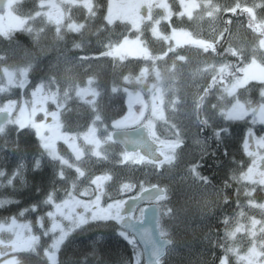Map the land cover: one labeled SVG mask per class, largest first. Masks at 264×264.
I'll list each match as a JSON object with an SVG mask.
<instances>
[{"label": "flooded vegetation", "instance_id": "1", "mask_svg": "<svg viewBox=\"0 0 264 264\" xmlns=\"http://www.w3.org/2000/svg\"><path fill=\"white\" fill-rule=\"evenodd\" d=\"M98 1L106 3L108 12L109 0H5L4 8L0 9V114L8 113L10 115V121L2 127L0 136L6 132L20 130L19 128L30 132L37 140V150L33 152L36 156L34 159L36 166L45 160L46 151L55 154L53 158L55 160L51 159L48 163L60 168L57 170L59 181L72 183L63 194L67 198L71 194L68 198L71 202H67L68 207L64 212L73 214L67 218L69 221L64 220L65 224L75 223L79 229L108 226L125 233L121 226V220L124 217L121 216L120 207L123 204L121 202H124L128 196L119 202L117 198L110 195L109 183L113 178V173L107 165L102 167L100 162L92 169L91 162L87 158H83L84 163L82 164L85 166L81 169L83 173L80 172L83 181L80 180L78 184L72 181L76 178V174H79L77 170L79 165L76 164L78 163V154H82L86 148H94L99 152L102 149H107L105 153L106 159L109 161L107 163L109 166L112 164L115 169L120 165L141 168L145 159L139 154L127 153L119 147L113 141V133L134 130L143 126L150 130L152 140L164 147L161 152L165 161L161 165L154 166L157 172H161L165 165L173 168L182 162L185 169L191 172L192 177L197 179L202 187L205 185L206 189L213 188L216 192H221V188L215 182H231L233 184L229 190H233L232 196L234 195V180L249 178L264 195V111L259 108L264 104V98L261 99L264 84L258 83L257 94L258 96L262 94L260 99L257 98L255 101L240 99L239 91L256 82H250L247 85L242 83L243 79L241 78L244 77L242 68L246 65L239 67V62H234L236 54L231 53V56L229 52H223L224 48L220 44V38L223 35H221L222 28L219 24H215L217 33L212 35L214 37L208 38L201 35L202 37H199L203 39H200L196 35L193 36L197 39V43L206 42L203 46L196 44L197 47H193V45L189 47V49L193 47L199 50V57L205 59L203 63L199 64L200 70L199 73H196V79L190 77V70H188V76L179 78V81L174 70L172 73L168 72V76L166 72H162L163 68L171 69L172 65L180 63L179 60L174 59V53L177 50H185L186 46L175 49L168 46L164 50H160L158 47L156 49L155 45L149 44L151 51H147L141 46L144 54L120 60L118 63L122 66L128 61H133L140 67L136 72H131L128 66L120 67L124 70L121 82L116 83L114 87H116L115 90L123 91L125 95L126 91L128 92L125 97L126 110L123 115L110 121L100 117L99 109L101 98H107V96L98 93L99 91H93L90 87V89L81 88L77 92L80 82L74 77V73L70 75L64 72L59 73V76L51 74L50 78L44 79L43 77L39 79V76L35 78L36 81L31 78L34 68L31 63L22 60L20 64H14L13 60L4 56V52L18 43L20 38L31 39L41 46L48 42H62L69 34H78L86 27V23L94 18ZM127 2V5H130L128 16L134 18L133 23L138 16L144 22L151 21L149 5L143 3L134 9L132 0H126ZM54 6L55 12H51ZM138 13L139 15H137ZM215 16L216 14L212 17L216 18ZM178 18L190 20L191 17L178 16L176 12V15H172L165 22L167 34L172 32L170 27L176 29L172 21ZM219 19H221L220 14L216 21ZM43 22H48L50 26L46 27ZM230 31L226 38L230 37ZM130 32V36H132L131 29ZM166 32L162 33L166 34ZM260 33L263 35V41L260 40L259 45L264 53V27ZM71 57L76 62L71 59L69 62L66 60V64L73 61L77 70L82 69L79 59L87 64L91 60L90 57L84 56H79L77 59L74 54H71ZM252 61L253 59L250 62ZM254 61L264 66V58ZM160 63L167 66L163 67ZM6 65L9 67L4 72ZM151 67L154 70L151 72L153 74L152 83L143 88L141 80L149 79ZM155 70L164 76V80L170 79V81H166L164 87L160 85L159 90L155 88L159 84L153 85L154 87L150 89V85L157 82ZM11 71H15V74ZM144 71L146 76L142 74ZM90 76L88 74L84 78L85 81ZM63 81L70 82V86L65 83L67 85L65 92H61L63 89L58 88ZM133 85L136 86V89L130 88ZM46 86H54V88L46 90ZM38 87H42L43 93L36 92ZM97 89H100V86ZM54 91L57 93L55 94ZM60 101L72 104L63 109L58 104ZM16 102L19 103L18 107H16ZM236 106L242 108L241 112L234 111ZM250 106H255L257 109L251 111ZM74 109L76 111L82 109L81 112H87L89 116L83 125L69 127L68 115L73 113ZM74 114L77 118L80 117L78 113ZM17 117H24L23 127L14 126ZM236 129H242L240 137L239 130L238 135H234ZM234 138L240 144V155L234 154V147L237 148ZM116 152L120 159H117ZM131 160H135V162L130 163ZM138 161L140 163H137ZM21 171H23L21 168L16 169L17 176L25 175V173L21 174ZM87 171L88 174H86ZM85 180L88 181L87 184L84 183ZM73 185L77 186L73 187ZM131 195L133 193L129 196ZM227 195V193H225V197L223 194L221 195L222 204L234 203V200L231 201ZM170 198L167 194L156 201L160 207V230L165 219L173 214L172 210L163 206ZM65 201L66 199H59L57 203ZM146 206L145 204L138 208L132 217L135 220H141ZM53 208H55L54 205ZM139 213L141 215L138 217ZM37 218L40 219L39 216ZM64 222L53 219L48 224L50 228L56 229L61 226V233L64 229L62 226ZM21 223L34 229L32 221L24 220ZM6 224L7 222H0V228ZM58 224L60 225L58 226ZM43 225H45L44 222L40 225L35 223V227L41 230H43ZM2 234L3 231L0 232V264L10 263L12 256H16L17 259L10 264H21V258L30 252V246L34 242L31 239H24L20 243L13 241V234L10 238L2 236ZM162 235L169 239L163 233ZM65 244L66 241L54 242L50 249L55 250V253L51 255V258L48 257V254H43L45 259L42 258L43 264H65L62 255ZM8 248L14 249L7 251ZM49 259H52V262Z\"/></svg>", "mask_w": 264, "mask_h": 264}, {"label": "trees", "instance_id": "2", "mask_svg": "<svg viewBox=\"0 0 264 264\" xmlns=\"http://www.w3.org/2000/svg\"><path fill=\"white\" fill-rule=\"evenodd\" d=\"M213 1H220L216 8L221 12V19L218 22L222 28L223 36L220 38V44L224 48L223 52L236 54L234 62L238 61L239 67L252 59H263L264 53L259 42L263 41L260 31L264 27V0H251L250 5L243 8L238 6L237 0ZM94 13V18L86 23L82 31L65 36L62 42H48L39 46L40 44L31 39L20 38L18 43L4 52V56H8L14 64H20L22 60L31 63L34 66L31 76L33 80L39 76L41 77L39 79L42 77L44 79L50 78L51 74L59 76V73L66 72L70 75L74 73V77L80 82L78 84L80 87L88 74L94 75L100 83L103 96H107L101 98L100 117L110 121L123 115L126 110L125 93L119 89L115 90L114 87L116 83L121 82L124 70L120 67L128 66L131 72H136L140 65L128 61L122 66L115 60L103 58L124 38L131 35L130 26L123 22L109 24L106 20L105 2L98 1ZM172 24L175 28L188 29L195 37L198 24L195 22L192 24L191 18L179 21L174 19ZM229 31L230 37L226 38ZM189 47L190 45L186 46L185 50H177L174 53V59L180 62L175 63L176 66L173 65L178 81L179 78L188 76V70L191 71L190 77L196 79V73L200 70L199 64L205 61L199 57V50L193 48L197 47L196 45L190 49ZM71 54L77 59L79 56L90 57V63L87 64L79 59L82 69L77 70L73 61L66 64V60L68 62L74 60ZM160 65L164 67L165 64L160 63ZM152 71L154 70L151 67L150 77L145 80L143 88L152 83ZM69 84L70 82L68 86ZM258 85L252 83L239 91L240 99L255 101L259 98L262 94L259 96L257 94ZM62 86L64 88L67 86L64 81ZM62 86L58 87L64 89ZM130 88L136 89V86ZM244 93L246 94L242 95ZM81 111L83 110L74 109L73 113L68 115L69 127L81 126L85 123L89 115ZM74 113H78L80 117L77 118ZM238 130H234L235 136L238 135ZM241 132L242 129L239 130V137ZM36 142L30 132L23 130L6 132L0 136V222L18 217L21 211L30 212L43 208L50 197H53L54 202L67 199L63 194L72 183L59 181L58 168L45 160L42 164L35 165L36 156L33 152L37 150ZM234 142H236L235 138ZM236 144L234 154L240 155V144L237 142ZM21 165H24L22 172L25 175L20 177L15 171ZM107 166L115 177L113 183L112 181L109 183L110 195L114 198L122 199L129 195L127 193L124 196V192H121L126 184H133L140 189L132 192L135 194L155 184L164 187L171 197L165 206L172 210L173 214L162 223L161 231L172 243L166 258L160 264H223L224 257L233 255V248L241 254L251 246V241L243 239L240 232L234 231V235H237L234 246L228 239L233 223L235 230L237 220L242 213H245L247 206L245 192L238 180H234V195L231 196L233 190L229 189L233 183L215 182L222 193L216 192L213 188L206 189L205 185L202 187L198 180L192 177L191 172L185 169L182 162L173 168L165 166L161 172H157L153 165L145 162L141 168L120 165L115 169L112 164ZM225 193L231 201L234 200V203L222 204L221 195L225 197ZM74 232L62 250L65 264H144L143 258L140 261L136 258L140 254L142 256L139 245L131 236L124 237L117 229L94 226ZM42 255L40 250L31 251L21 258V264H43Z\"/></svg>", "mask_w": 264, "mask_h": 264}, {"label": "rangeland", "instance_id": "3", "mask_svg": "<svg viewBox=\"0 0 264 264\" xmlns=\"http://www.w3.org/2000/svg\"><path fill=\"white\" fill-rule=\"evenodd\" d=\"M238 1V6L246 7V5H250L251 0H237ZM132 8H137L141 4H147L149 5L150 13H151V21L149 22H144L143 19L136 17L135 22L133 23L132 20L134 18H129L130 11L128 10V7L130 5H127L128 2L126 3V0H120V1H114V0H109L108 3V12H107V17L106 20L109 24H114L115 22H124L126 24L131 25V31H132V36H129L123 40V42L118 45L116 48H114L110 53L106 54L105 57H110L109 59H113L117 62L120 60H126L124 58L128 57H134L138 56L141 54H144V51L142 52V47L147 50L151 51L150 45L153 44L155 45L156 49L157 47L160 50H164L166 47L169 45H172L174 47H183L187 45H196L197 44V39L194 38L191 33L188 30L185 29H172L173 27H170V30L172 32L170 34H167L165 27L167 24V20H169L172 15H176V12L178 16H186V17H191L192 19V24L195 22L198 24L197 30L195 31L196 36H207L209 37H214L212 35H215L217 33V27L215 24H219L218 19L219 14L221 13L217 8L218 2H214L213 0H169L168 2L165 0H132ZM223 2V1H222ZM223 3H226L224 1ZM240 3V4H239ZM49 4V3H48ZM236 4V5H237ZM52 5V4H51ZM232 8V7H231ZM51 12H55V6L51 9ZM216 14V18H213ZM139 15V13L137 14ZM194 17V18H193ZM180 19L178 18L177 21ZM46 27H49L48 22H43ZM166 32V34H163L162 32ZM211 35V36H210ZM201 36V37H202ZM199 37L200 39H203ZM204 45L206 42H203ZM203 43L199 44L200 46H203ZM150 44V45H149ZM141 47V48H140ZM264 47V46H263ZM156 58V56H155ZM246 66L242 68V76L243 82L245 85H247L250 82H256V83H262L264 84V66L258 62H255L254 60L252 62H249L245 64ZM167 66V65H165ZM9 67L6 65L4 72L6 71V68ZM171 69H166L163 68L162 72H166L168 76V72L172 73V71L175 69L174 66L172 65L170 67ZM14 73L15 71H11ZM156 72V78L157 82L153 83L150 85V89H152L154 86L155 88L160 89V85L164 87L166 85V81L170 79H163L164 76H161L159 72ZM15 74V73H14ZM143 75L146 76V72L144 71L142 73ZM144 76V78H145ZM166 77V75H165ZM143 84H145V80H141ZM68 84V82H65ZM88 83V84H87ZM240 85L244 86V84L239 83ZM154 85V86H153ZM62 86V85H60ZM100 86L99 81L94 79V76H90L86 81L84 79L82 86H78L77 92L79 89H93V91H99L98 93H102L100 89H97ZM235 86L240 87L239 85L235 84ZM47 87V86H46ZM64 88V86H62ZM90 87V88H89ZM53 89L54 86L47 87ZM59 88V87H58ZM66 88V87H65ZM65 88L61 90V92H65ZM70 89V88H69ZM264 91V88H263ZM36 92L43 93L42 87H38L36 89ZM56 94L57 92L54 91ZM128 92L126 91V95ZM264 98V92L261 97L263 100ZM260 99V98H259ZM54 102V101H53ZM73 102V101H72ZM55 103V102H54ZM22 103L20 102V105ZM61 108L65 109L68 107L71 102L67 101H60L58 103ZM252 105V104H251ZM19 106V103L16 102V107ZM33 109V106L31 107ZM260 109H263L264 111V104L263 106L259 107ZM251 111L254 109H257V107H251ZM242 108L240 106H236L234 108L235 112H241ZM241 114V113H238ZM25 123L24 117H17L15 119V127H23ZM22 129V128H19ZM106 150L107 149H102L100 152L98 150H95L94 148H86L84 149V152L82 154H78L77 160L79 168L77 169L79 171V174H76V178L73 179L72 182L75 184L80 183V180L83 181V178L81 176L82 168L83 166L82 161L83 158H87L88 161L91 162L92 169H94L97 164L100 162V166L105 167V165H109L107 162L108 159H106ZM117 155V154H116ZM55 157V154L52 152L46 151V162H50L51 159ZM105 158V159H104ZM117 159H120L119 156ZM104 162H103V161ZM135 162V160H131L130 163ZM145 161H143L144 163ZM56 163V162H55ZM54 163V164H55ZM137 163H140L138 161ZM142 163V162H141ZM142 163V165H143ZM104 164V165H103ZM56 168L60 169L56 165ZM166 166V165H165ZM163 166V168L165 167ZM90 170V169H89ZM172 171V170H171ZM81 172V173H80ZM89 172L87 171L86 174ZM113 177V176H112ZM115 179V177H113ZM111 178L112 182L114 179ZM240 183V186L242 187L243 191L245 192V197L247 200V206L245 207L246 211L245 213L241 214V217H239V220H237L238 223H236V227L234 230V223H233V229H231V234L228 233V239L232 245L234 246V241L237 239L234 233H242L241 237L243 239H249L251 241V245L248 248V250L244 253L239 254L240 252H236L233 248L232 254L234 255L235 251V257L228 256L224 257L222 260L223 264H264V195L262 194V191L259 189L257 185H254L252 180L249 178H243L241 180H238ZM85 184L88 183V181H84ZM77 186V185H73ZM153 186H156L155 184ZM152 187V186H150ZM144 187H141L143 189ZM139 188L136 187L133 184H126L121 192L123 191L124 194L127 195V193L130 195L133 191L138 190ZM263 189V188H262ZM140 190V189H139ZM78 193V192H76ZM255 194V195H254ZM71 195V194H70ZM68 196V198L70 197ZM128 195V196H129ZM66 199L65 202L62 203H57V204H52L54 203L53 197H50L48 200V204L43 206V208H39L38 210H43L44 212L47 211V213L42 214V213H36L38 210H30L28 211H21L18 217L9 219L5 222H7L6 226H2L0 228V232L3 231L2 236H5L7 238H10L13 234V241H18V242H23V240H29L31 239L34 244L30 246V251L34 250H40L42 251L43 254H48V257L51 258V255L55 253V250L52 248L50 249L51 245H54V242H68V239H70V235L75 231L79 232L82 231L85 228H78L77 224H69L66 225L64 220H68L67 218L72 216V212L66 214L65 208L67 206V202H71V200ZM124 199V198H122ZM121 198H118L119 202L122 200ZM166 201V200H165ZM9 202V201H8ZM263 202V203H262ZM123 203V202H121ZM166 203V202H165ZM165 203L163 204L164 207ZM52 205L55 206V208L52 207ZM52 207V208H51ZM141 213H139L137 216L139 217ZM40 217L38 219L37 217ZM57 220L59 219L62 223L64 222L63 226V232L60 233V227L50 228L48 222L51 220ZM13 220V221H12ZM32 221L34 225V229H30V226L24 225L21 223L22 221ZM69 221V220H68ZM42 222L45 223L43 225V230L38 229L35 227V223L40 225ZM234 222V221H233ZM60 224H58L59 226ZM59 230V231H57ZM235 231V232H234ZM59 232V233H58ZM74 232V233H75ZM166 238V237H165ZM242 239V241H243ZM237 249V248H236ZM18 254V253H17ZM138 261L142 259L141 254L136 257ZM16 256L11 257V262L16 261ZM50 262H52V259H49ZM7 263V264H10Z\"/></svg>", "mask_w": 264, "mask_h": 264}, {"label": "water", "instance_id": "4", "mask_svg": "<svg viewBox=\"0 0 264 264\" xmlns=\"http://www.w3.org/2000/svg\"><path fill=\"white\" fill-rule=\"evenodd\" d=\"M4 3L5 0H0V9L4 8ZM9 119L7 113L0 114V130ZM113 140L127 153L139 154L154 165H160L164 161V156L159 153L163 147L153 142L150 130L145 126L135 130L116 131L113 134ZM165 195L164 188L152 186L137 196L128 198L120 207L121 216L124 217L121 220V226L138 242L145 264H159L167 256L171 246L170 240L161 235L160 208L156 203ZM146 203L148 206L143 210L142 219L134 220L131 217L132 214Z\"/></svg>", "mask_w": 264, "mask_h": 264}, {"label": "bare ground", "instance_id": "5", "mask_svg": "<svg viewBox=\"0 0 264 264\" xmlns=\"http://www.w3.org/2000/svg\"><path fill=\"white\" fill-rule=\"evenodd\" d=\"M123 23H124V22H123ZM128 25H129V24H128ZM129 26H130V25H129ZM130 29H131V28H130ZM197 44H201V42H199V43H197ZM203 45H204V44H203ZM169 46H171V47L174 48V49H175V48H178V47H174V46H172V45H169ZM116 47H117V46H116ZM116 47H115V48H116ZM111 51H112V50H111ZM111 51H110V52H111ZM110 52H108V53H110ZM105 56H106V55H104L103 58H108V57H105ZM109 58H110V57H109ZM94 79H96L95 76H94ZM259 98H260V97H259ZM2 114H3V113H2ZM7 114H8V113H7ZM8 115H9V114H8ZM9 118H10V115H9ZM9 121H10V119H9ZM9 121H8V122H9ZM7 124H8V123H7ZM4 126H5V125H4ZM140 128H141V127H140ZM1 129H2V128H1ZM137 129H138V128H137ZM20 130H21V129H20ZM134 130H135V129H134ZM0 131H1V130H0ZM115 132H116V131H115ZM113 134H114V133H113ZM150 136H151V135H150ZM151 139H152V138H151ZM36 141H37V140H36ZM113 141H114V140H113ZM153 142H154V141H153ZM154 143H156V142H154ZM156 144H157V143H156ZM117 145H118V144H117ZM157 145H158V144H157ZM118 146H119V145H118ZM158 146H160V145H158ZM119 147H121V146H119ZM161 147H163V146H161ZM163 149H164V147H163ZM106 151H107V150H106ZM124 151H125V150H124ZM159 153L163 156L161 150L159 151ZM117 156H118V153H117ZM140 156H141V155H140ZM164 161H165V157H164ZM164 161H163V162H164ZM145 163L150 164V162H149L147 159H145ZM22 167H23V165H21L19 168L23 169L24 167H23V168H22ZM20 173L22 174L23 172L21 171ZM16 175H17V173H16ZM68 185H69V184H68ZM148 188H149V187H148ZM148 188H146V189H148ZM143 190H145V189H143ZM143 190H141L140 192H142ZM140 192H137L136 194L133 193V195L128 196V198L135 197V196H137ZM126 199H127V198H126ZM57 202H58V200H57L56 202L52 203V204H56ZM47 204H48V203H47ZM143 205H145V204H143ZM143 205H142V206H143ZM146 205L148 206L147 203H146ZM147 206H146V207H147ZM52 207H53V205H52ZM52 207H51V208H52ZM140 207H141V206H140ZM140 207H139V208H140ZM159 208H160V207H159ZM137 209H138V208H137ZM40 211H41V212H40ZM40 211H37L36 213H42V214H45V212H46V211L44 212L43 210H40ZM136 211H137V210H136ZM131 217H132V216H131ZM12 218H15V217H12ZM12 218H10V219H12ZM132 218H133V217H132ZM133 219H134V218H133ZM8 220H9V219H8ZM134 220H135V219H134ZM123 230L125 231V233H122V232H120V233L123 234L124 237H126V236H128V235L131 236V237L133 238V240L138 244V242L135 240L134 236L130 235V234H129L124 228H123ZM161 235H162V233H161ZM162 236H163V235H162ZM163 237H164V236H163ZM65 245H66V244H65ZM65 245H64V246H65ZM138 245H139V244H138ZM64 246H63V248H64ZM139 247H140V246H139ZM170 247H171V246H170ZM11 249L13 250L14 248H8L7 251H12ZM140 249H141V247H140ZM168 250H169V249H168ZM30 252H31V251H30ZM141 252H142V249H141ZM167 253H168V252H167ZM142 258H143V253H142ZM165 258H166V257H165ZM165 258H164V259H165ZM164 259H163V260H164ZM160 262H161V261H160ZM160 262H159V264H160Z\"/></svg>", "mask_w": 264, "mask_h": 264}, {"label": "snow or ice", "instance_id": "6", "mask_svg": "<svg viewBox=\"0 0 264 264\" xmlns=\"http://www.w3.org/2000/svg\"><path fill=\"white\" fill-rule=\"evenodd\" d=\"M129 227H131V225H129Z\"/></svg>", "mask_w": 264, "mask_h": 264}]
</instances>
